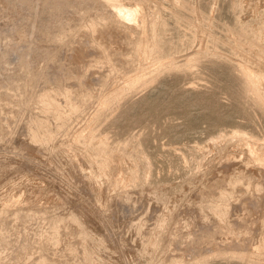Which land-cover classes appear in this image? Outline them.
<instances>
[{
	"label": "rangeland",
	"instance_id": "374dc122",
	"mask_svg": "<svg viewBox=\"0 0 264 264\" xmlns=\"http://www.w3.org/2000/svg\"><path fill=\"white\" fill-rule=\"evenodd\" d=\"M86 1L0 0V264H264V173L241 152L247 137L264 154V104L240 68L264 69V0H141L152 37L139 61V33H113ZM74 46L98 73L67 77ZM136 70L143 81L110 93ZM43 89L71 113L43 108ZM115 156L130 179L112 164L99 192L94 168ZM255 245L260 257L239 255Z\"/></svg>",
	"mask_w": 264,
	"mask_h": 264
},
{
	"label": "bare ground",
	"instance_id": "6f19581e",
	"mask_svg": "<svg viewBox=\"0 0 264 264\" xmlns=\"http://www.w3.org/2000/svg\"><path fill=\"white\" fill-rule=\"evenodd\" d=\"M57 1V0H56ZM68 1V0H67ZM85 1V0H84ZM88 1V0H87ZM87 1H86V3H87ZM91 3H92V6H94L95 8H97L98 10L99 9H101V10H103V11H101V13L100 12H97V14L99 13V15L97 16V14L95 15V16H97V18L99 17V19L100 18H103L104 19V17L106 16V18L105 19H108L109 18V20L111 21H109L112 25H111V31L113 32V33H115V32H117V31H120V28L121 29H126L127 31H132V30H136V33H139L137 36V38L136 39H133V40H131L132 41V43L133 44H131L132 46H131V48H132V51H133V53L135 54V56L137 57V59H138V61L140 60V59H144L145 60V55H147L146 54V51H145V48L148 46V44H149V42H150V39L151 38H149V35L151 34V32H149L148 33V31H147V29H146V27H145V25H144V21L146 20V19H144V18H146V17H148V16H146L145 17V15H147L146 14V5L141 1V0H135V2H137L136 3V5L133 7H130V6H127V5H124V4H122L121 3V1L120 0H89ZM54 2V1H53ZM59 3L60 4H63L64 2H62L61 3V1H59ZM70 3V2H69ZM68 3V4H69ZM83 3V2H82ZM56 4V3H55ZM59 4V5H60ZM82 5V4H81ZM80 5V6H81ZM84 5V4H83ZM87 5H89V4H87ZM57 6V5H56ZM64 6V5H63ZM66 6V5H65ZM79 6V5H78ZM91 6V7H92ZM58 7V6H57ZM87 7V6H86ZM55 8V7H54ZM62 8V7H61ZM75 8V7H74ZM80 8V7H79ZM83 9V8H82ZM85 11H86V9H85ZM85 11H84V13H85ZM89 11V10H88ZM93 11V10H92ZM97 11V10H96ZM148 11V10H147ZM104 12V13H103ZM81 13V12H80ZM103 13V14H102ZM149 13V12H148ZM78 14V13H77ZM81 15V14H80ZM89 15V14H88ZM92 15V14H91ZM150 15V14H149ZM85 16H86V14H85ZM152 16V15H151ZM94 17V16H93ZM93 17H80L79 16V18H80V20H81V22H80V20H79V22L78 23H82V25H86L85 27L86 28H89V29H91L90 31H92L93 29H94V26H97L96 24H95V21H96V18H93ZM138 17L140 18L141 17V20H142V22L140 23V24H138L137 23V19H138ZM148 18H150V17H148ZM152 18V17H151ZM73 19V18H72ZM82 20H83V22H82ZM138 20H140V19H138ZM149 20V19H148ZM72 21V20H71ZM100 21V20H99ZM103 21V20H102ZM147 21V20H146ZM151 21V20H150ZM33 22V21H32ZM104 22H106V21H104ZM108 22V23H109ZM74 23H75V21H74ZM74 23L72 24V25H74ZM84 23V24H83ZM96 23H98V21L96 22ZM102 23V22H101ZM146 23V22H145ZM95 24V25H94ZM99 24V23H98ZM149 24V23H148ZM71 24H70V27L72 26ZM78 25V24H77ZM80 25V24H79ZM69 26V25H68ZM149 26V25H148ZM31 27V26H30ZM70 27H68V28H70ZM74 27V26H73ZM72 27V28H73ZM150 27V26H149ZM78 28V27H77ZM83 28V27H82ZM28 30H29V28H28ZM31 30V29H30ZM30 32V31H29ZM57 32V31H56ZM65 32V31H64ZM73 32V31H72ZM93 32V31H92ZM27 33V32H26ZM63 33V32H62ZM30 34V33H29ZM64 34V33H63ZM118 34V33H117ZM26 35V34H25ZM254 35H256V34H254ZM261 35V34H260ZM22 36H24V34L22 35ZM56 36V35H55ZM55 36H53L54 37V39H55ZM60 36V35H59ZM99 36V35H98ZM98 36H96L97 38H98ZM151 37H152V35H150ZM52 37V38H53ZM57 37V36H56ZM259 37V36H258ZM24 38H25V36H24ZM28 37H26V39H27ZM57 38H60V37H57ZM62 39V38H61ZM261 39V38H260ZM53 40V39H52ZM259 40V39H258ZM258 40H256V43L258 44ZM57 41V40H56ZM59 41V40H58ZM51 42H54V41H51ZM60 42H62V41H60ZM107 43V42H106ZM45 45V44H44ZM56 45V44H55ZM105 45V44H104ZM109 45H111V44H109ZM256 45V44H255ZM46 46V45H45ZM93 46V45H92ZM92 46H90V47H92ZM103 46V45H102ZM100 47V49L101 48H103V47ZM107 46H108V44H107ZM112 46V45H111ZM75 47V46H74ZM94 48V47H93ZM97 48H98V50H99V47L97 46ZM96 48V49H97ZM109 50H110V47L108 46L107 47ZM119 48V47H118ZM251 48H253V47H251ZM45 49V48H44ZM95 49V50H96ZM104 49H106V48H104ZM103 49V50H104ZM107 49V50H108ZM43 50V49H42ZM108 50V51H109ZM112 50H113V48H112ZM115 50V49H114ZM52 51V50H51ZM91 51V50H90ZM102 51V50H101ZM105 52H107V51H105ZM105 52H104V55H105ZM83 53H84V51L82 50V49H80V47L78 48V47H75L74 49H73V51H72V53H70V55H68L69 56V58L68 59H70L71 60V65H72V67L70 68V72H67V77L69 76V75H73V73H75L74 74V76H78V75H80V74H83V73H86V74H88L89 76H93V75H95L94 73H98V72H95V71H97V70H95V68H85V67H83L84 65H85V61H84V59L85 58H83V57H85V56H83ZM87 53V52H86ZM99 53V52H98ZM98 53H97V55H98ZM108 53H110V52H108ZM112 53H114L113 51H112ZM93 54H95V53H93ZM112 55V54H111ZM54 56V55H53ZM103 56V54L101 55V57ZM110 56V55H109ZM94 57V56H93ZM104 57V56H103ZM146 57H148V56H146ZM242 57V56H241ZM102 59H105V57L104 58H102ZM106 59H108L107 57H106ZM136 59V60H137ZM248 59V58H247ZM247 59H242L243 61H242V63L241 62H238V63H241L240 64V68H241V71H242V74H243V76L245 77V79H246V82H247V84L249 85V87L251 88V90H253V92H255V94H256V96H257V98H258V100L259 101H261V103H263L264 104V69L263 68H260L257 64H254L252 61L253 60H247ZM69 60V61H70ZM99 60V59H98ZM109 60L111 61V59H110V57H109ZM181 60V59H180ZM1 61V60H0ZM107 61V60H106ZM109 61V63L108 64H110V63H112V62H110ZM137 61V62H138ZM152 61V60H151ZM241 61V60H240ZM20 62H22V61H20ZM29 62V61H28ZM67 63H69V62H67ZM100 63H101V61H100ZM104 63H105V60H104ZM103 63V64H104ZM154 63H156V62H154ZM66 64V63H65ZM20 65H21V63H20ZM24 65V64H23ZM22 65V66H23ZM67 65V64H66ZM107 65V64H106ZM140 65V64H139ZM139 65H137L138 67L137 68H139ZM152 65H154V64H152ZM151 65V66H152ZM159 65H161L160 63H159ZM159 65H158V67H159ZM26 66H28V65H26ZM87 66H88V64H87ZM157 66V64H155V67ZM162 66V65H161ZM60 67V66H59ZM65 67V66H64ZM67 67V66H66ZM89 67H90V64H89ZM104 67H105V65H104ZM106 67H108V66H106ZM111 67V66H110ZM29 68V67H28ZM31 68V67H30ZM136 68V69H137ZM106 69V68H105ZM111 69H112V67H111ZM142 69V68H141ZM102 70V69H101ZM104 71V70H103ZM143 71H145V70H140V72H142V73H140L139 71H135V72H133L131 75L129 74L126 78H125V81H124V83H122V85L120 84V86L118 85L117 87H115L114 86V88H112L111 90H110V93L111 94H115L116 96L122 91V90H125L126 88H128L131 84H133L134 82H137V81H139V80H141V81H143V77L145 76H143L142 74H144L143 73ZM31 72V71H30ZM94 72V73H93ZM42 73V72H41ZM55 73V72H54ZM99 73H101V72H99ZM104 73V72H103ZM102 73V74H103ZM240 73V72H239ZM57 74V73H56ZM93 74V75H92ZM101 74V75H102ZM241 74V75H242ZM71 75V76H72ZM240 75V74H239ZM100 76V75H99ZM29 77V76H28ZM71 78V77H70ZM241 78H242V76H241ZM59 79V78H58ZM66 79H68V78H66ZM242 79H244V78H242ZM44 80V79H43ZM74 80V79H73ZM78 80V79H77ZM64 81V80H63ZM76 80H74V82H75ZM77 82V84L79 83V81H76ZM140 83V82H139ZM132 86V85H131ZM61 87V86H60ZM69 87V86H68ZM83 87V86H82ZM59 89V88H58ZM61 89V88H60ZM49 91V89L47 90H45V89H43L42 91H41V93L39 94V99H40V101H41V103H42V107L43 108H50L52 111H58V113L57 114H59L58 115V117L59 116H61L62 118L64 117L65 118V115L63 114V113H69L70 111H68V112H64V111H66V108H65V110L64 111H62L61 110V108H60V106H59V104H58V101H60V100H58V101H56L55 100V98H53V97H51V95H50V93L48 92ZM87 91V90H86ZM71 92L72 91H70L69 90V88L68 89H64L63 90V94H64V96H65V98H66V100H67V103L69 104V110H70V108L73 110V108H75V104L73 103V101H71V99H70V96H71ZM79 92V91H78ZM123 92V91H122ZM86 94V93H85ZM98 95V94H97ZM102 95V94H101ZM100 95V97H98L97 99H98V101L100 102V103H104L103 105H105V102H107V95H105V94H103L102 96ZM112 97H115L114 95H111ZM110 96V97H111ZM91 97V96H90ZM109 97V98H110ZM62 98V97H61ZM107 99V100H106ZM22 100H25V99H23L22 98ZM29 100V99H28ZM62 100V99H61ZM75 101V100H74ZM25 102V101H24ZM28 103V102H27ZM99 103V104H100ZM260 103V102H259ZM260 103V104H261ZM263 104H261V105H263ZM26 105V104H25ZM103 105H102V107H103ZM66 106V105H65ZM100 106H101V104H100ZM262 107V106H261ZM42 108V109H43ZM71 110V111H72ZM98 110V109H97ZM48 112V111H47ZM63 112V113H62ZM44 113H45V110H44ZM71 113V112H70ZM53 114H55V113H53ZM40 125H43V123L42 124H40ZM37 126H39V125H37ZM35 127V126H34ZM39 127H41V126H39ZM37 128L34 132H33V134H32V139H35V138H38L41 134H42V128ZM44 127V126H43ZM34 130V129H33ZM43 132H44V129H43ZM241 134V133H240ZM90 135V134H89ZM236 135L238 136V134L236 133ZM235 135V136H236ZM76 136V135H75ZM241 136V135H240ZM246 137V136H245ZM74 138V137H73ZM87 138V137H86ZM241 138V137H240ZM40 139H41V137H40ZM77 138H75V140H76ZM245 139V138H244ZM30 140V139H29ZM93 141V140H92ZM98 141V140H97ZM96 141V142H97ZM99 141H101V139H99ZM253 141V140H252ZM250 139H248L247 137H246V140H245V142H246V146L244 147V148H241V152H244V157L248 160V161H252V163L254 164V167H252V170L253 171H261V173L263 172L264 173V154H263V156H261V157H259V155H257V156H255L254 155V151H255V149H254V151H253V149L252 148H254V146H253V142H252ZM27 142V141H26ZM30 143H31V141H29ZM28 142V143H29ZM86 142L87 143H89V144H91V140H90V136H89V138H87L86 139ZM103 142V141H102ZM74 143V145L76 146L78 143L77 142H73ZM73 143L71 144V145H73ZM86 143V144H87ZM93 143V142H92ZM32 144V143H31ZM95 144V143H94ZM98 144V143H97ZM33 145V144H32ZM253 147H252V146ZM261 146V145H260ZM73 147V146H72ZM212 147V146H211ZM79 148V147H78ZM77 148V149H78ZM82 148V147H81ZM80 148V149H81ZM33 149V148H32ZM85 150H86V148H84ZM263 150V149H262ZM75 151H76V149H75ZM84 151V150H83ZM82 151V152H83ZM73 152V151H72ZM38 153V152H37ZM78 153V152H77ZM80 153L81 152H79V155H80ZM84 153V152H83ZM234 153V152H233ZM263 153V152H262ZM73 154V153H72ZM85 154V153H84ZM87 154H89L88 152H87ZM82 155V154H81ZM86 155V154H85ZM17 156V155H16ZM75 156V155H74ZM83 156V155H82ZM21 157V156H20ZM26 157V159L24 160V161H26L25 163H27L29 166H32V167H34V165L35 164H38L37 162H41L42 161V159L37 155V154H35V153H33V151L30 153V155H28V156H25ZM72 157H73V155H72ZM231 158V157H230ZM241 158V157H240ZM37 159V160H36ZM70 159H73V158H70ZM87 159H88V162L90 161L91 163H94V160L92 159V158H90V156H89V158L87 157ZM245 159V160H246ZM19 160V159H18ZM73 160H75V159H73ZM20 162H21V160H20ZM39 162V163H40ZM241 162V161H240ZM45 163V162H44ZM243 163V162H242ZM113 164V167H112V169H113V171H115L116 173H119L121 170H122V173H123V176H122V174H121V172H120V174H121V176H122V178H120L119 179V182L122 184V183H125V181H127V180H129L130 179V174H129V172H127V174H126V171H127V168H123V166H122V164H123V161L121 160V158L120 157H117V156H115V157H108V158H106L105 159V161H103V163L101 164V165H97V166H95V168H94V172H93V174H92V176H91V178H90V184L92 185V187H94L97 191H99V192H101L100 190H102V188H101V185L102 184H100V183H103V182H101L103 179H105V177L109 174V178L112 180H116L115 178H112V174L111 173H108L107 172V168L108 167H111V165ZM242 165H244V164H242ZM41 166V165H40ZM52 166V165H51ZM245 166V165H244ZM247 167V166H246ZM34 169V168H33ZM49 169H50V167H49ZM133 169V168H132ZM242 169V168H241ZM37 171V170H36ZM135 171V170H134ZM133 171V172H134ZM131 172V171H130ZM60 173V172H59ZM135 173V172H134ZM106 174V175H105ZM125 174V175H124ZM32 175V174H31ZM104 176L103 177V179H102V177L100 178V179H102V180H100V186L98 185V183L97 182H95V176H97L98 178L100 177V176ZM128 176V178H127V176ZM59 176V175H58ZM111 176V177H110ZM136 176V175H135ZM108 177H107V179H108ZM97 178V180H99ZM132 178H134V176L132 177ZM105 181V180H104ZM114 181H112V182H114ZM104 184V183H103ZM107 185V184H106ZM124 185V184H123ZM99 188H101V189H99ZM107 188V187H106ZM221 188V187H220ZM93 189V188H92ZM123 189V188H122ZM93 191V190H92ZM219 192H221V191H219ZM218 192V193H219ZM22 193V192H21ZM14 194H16V193H14ZM18 195H19V193H17ZM217 194V193H216ZM12 196H13V194H12ZM22 196V195H21ZM214 196V195H213ZM23 197H25V198H27V199H29V197L28 196H25V195H23ZM23 197H22V199H23ZM14 198H16V197H14ZM18 198H20V197H18ZM31 198V197H30ZM214 198H216L215 196H214ZM17 199V198H16ZM21 199V200H22ZM20 200V201H21ZM3 201V200H2ZM19 201V200H18ZM10 202V201H9ZM8 202V203H9ZM12 202H13V199H12ZM27 202V201H26ZM29 202V201H28ZM6 203V202H5ZM4 203V204H5ZM11 203V202H10ZM17 203H20V202H17ZM16 203V204H17ZM7 204V203H6ZM5 204V205H6ZM21 204V203H20ZM25 204V203H24ZM27 204V203H26ZM18 205V204H17ZM98 205V204H97ZM4 206V205H3ZM21 207H23V206H21ZM26 207V206H25ZM97 207H99V206H94V209H96L98 212H99V210L98 209H100V208H97ZM216 209V208H215ZM101 212V211H100ZM219 220V219H218ZM263 220V219H262ZM261 220V221H262ZM220 223V222H219ZM224 223V222H223ZM222 223V224H223ZM235 223V222H234ZM225 226H224V224L223 225H221L220 227H219V229H222V228H224ZM218 228V227H217ZM228 228V227H227ZM222 231V230H221ZM215 233V232H214ZM264 241V233H263V236H262V242ZM222 243V242H221ZM261 244H263V243H261ZM260 244V245H261ZM208 245V244H207ZM224 245H226L225 243H224ZM229 245V244H228ZM228 245H226L227 247L226 248H228ZM248 245V244H247ZM260 245H258V246H260ZM221 246V245H220ZM256 246V245H255ZM258 246H256V247H253V248H249V249H247V251H239L238 253H240L239 255H247V256H249L250 258L251 257H260L259 256V254H261L260 253V251L262 250H260L259 248H258ZM223 247V246H222ZM225 247V246H224ZM71 248V247H70ZM218 248H219V246H218ZM239 248V247H238ZM237 248V249H238ZM221 249V248H220ZM224 250V249H223ZM236 250V249H235ZM260 250V251H259ZM238 251V250H237ZM263 251H264V249H263ZM263 253V252H262ZM238 255V254H237ZM239 255H238V257H239ZM262 255H264V253L262 254ZM180 257H182V256H180ZM244 257V256H243ZM246 257V256H245ZM184 258V257H183ZM177 259V258H176ZM178 259H179V257H178ZM178 259H177V261H178ZM181 259V258H180ZM179 259V260H180ZM200 259V258H199ZM247 259V258H246ZM180 262V261H179ZM250 262V261H249ZM194 263V262H193ZM199 263V262H198Z\"/></svg>",
	"mask_w": 264,
	"mask_h": 264
}]
</instances>
